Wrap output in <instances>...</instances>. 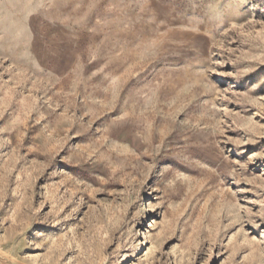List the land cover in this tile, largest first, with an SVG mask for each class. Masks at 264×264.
<instances>
[{
    "label": "rangeland",
    "instance_id": "1",
    "mask_svg": "<svg viewBox=\"0 0 264 264\" xmlns=\"http://www.w3.org/2000/svg\"><path fill=\"white\" fill-rule=\"evenodd\" d=\"M0 264H264V0H0Z\"/></svg>",
    "mask_w": 264,
    "mask_h": 264
}]
</instances>
